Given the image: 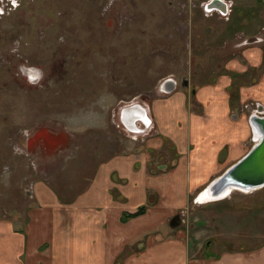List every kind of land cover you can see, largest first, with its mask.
Segmentation results:
<instances>
[{"label":"rangeland","instance_id":"rangeland-1","mask_svg":"<svg viewBox=\"0 0 264 264\" xmlns=\"http://www.w3.org/2000/svg\"><path fill=\"white\" fill-rule=\"evenodd\" d=\"M206 1L18 0L13 13L0 15V218L26 211L33 190L62 193L87 186L111 154L135 152L138 159L143 134L119 128V114L130 104L152 101L163 78L174 77L188 92L190 111L203 113L193 92L230 76L225 66L239 59L241 40L232 18L205 17ZM0 4V12L10 6L9 0ZM235 10L239 13V4ZM261 13L264 27V9ZM23 71L31 81L39 74L41 79L30 83ZM229 91L239 94V82ZM236 106V114L245 117L248 111ZM251 139L242 142L244 153ZM203 191L190 197L182 216L190 239L204 226L213 236L216 222L239 230L264 206L259 196L237 191L202 204ZM174 197L163 192L164 203ZM210 239L212 247L205 240L198 248L212 253L239 245Z\"/></svg>","mask_w":264,"mask_h":264},{"label":"crops","instance_id":"crops-1","mask_svg":"<svg viewBox=\"0 0 264 264\" xmlns=\"http://www.w3.org/2000/svg\"><path fill=\"white\" fill-rule=\"evenodd\" d=\"M235 4L239 13L235 10L232 19L238 28L234 35L241 36L239 59L225 66L230 76L223 74L195 89L192 98L203 113L190 111L188 92L179 86L170 94L158 90L152 101L141 106L140 123L133 122L139 132L142 120L148 123L140 157L135 152L107 156L87 186L62 193L33 190L29 195L34 201L26 211L15 218H0V264H264V206L239 230L238 225L225 228L216 222L213 236L204 226L196 228L190 239L185 219L180 227H171L176 215L189 212L191 196L249 152L244 153L242 142L255 135L249 114L238 116L236 104L240 111L255 102L264 111V27L260 24L264 0H236ZM220 24L219 28L227 27ZM236 82L239 94L229 91ZM163 192L175 197L164 203ZM245 195L259 196L264 202V187ZM141 207L146 208L143 214L127 218ZM212 237L239 245L212 253L198 248L205 240L212 247Z\"/></svg>","mask_w":264,"mask_h":264},{"label":"water","instance_id":"water-1","mask_svg":"<svg viewBox=\"0 0 264 264\" xmlns=\"http://www.w3.org/2000/svg\"><path fill=\"white\" fill-rule=\"evenodd\" d=\"M210 9L219 8L221 11H224V4L220 0H213L209 5ZM24 70V69H23ZM26 75L27 80L30 83H34L41 79V74L36 81H31L28 75ZM187 82H183V86H187ZM179 86L178 81L171 78L164 80L159 86V91L162 93L170 94L174 92ZM139 106L138 104L131 105V107ZM120 115V114H119ZM120 123L122 126L127 127L125 122L122 120V115L119 117ZM144 124H147V121L142 120ZM249 124L252 130L259 137L257 144L251 148V150L238 162L230 166L221 176L216 178L208 186L212 194L219 198L223 197L228 190L236 188L242 191H255L264 187V116H252L249 119ZM130 128V127H129ZM132 133H135L133 129L129 130ZM138 133V132H136ZM140 133V132H139ZM207 188V189H208ZM182 213L176 215L171 221L172 228H178L182 224Z\"/></svg>","mask_w":264,"mask_h":264},{"label":"built area","instance_id":"built-area-1","mask_svg":"<svg viewBox=\"0 0 264 264\" xmlns=\"http://www.w3.org/2000/svg\"><path fill=\"white\" fill-rule=\"evenodd\" d=\"M220 1L225 4L226 13H223L219 9H216V8L215 9H210L209 5L213 2V0H210V1L206 2V3H202V5H201V7H202V9L204 11V14H205L206 17H211V16L216 14V15H218V17L220 19H222L224 21H229L230 20V14L232 13L233 2L232 1H226V0H220ZM9 2H10V6L9 7H5L3 9V12H0V15H8V14L13 13L15 11L16 6L19 4L18 0H9ZM3 6H4L3 4H0V10L2 9ZM168 78H171V77H168ZM173 79H175V78H173ZM131 105H134V104H130L129 106H131ZM257 105L258 104L256 103L255 105L254 104H249V105L245 106L244 111L245 110L248 111L249 119L252 116H263L264 115V111H259L257 109V107H256ZM139 106L141 107V105H139ZM147 125H148V123L144 124L143 122L141 124H139V126H140L139 127V130H140L139 134H145L148 131ZM257 142H258L257 138L254 137L253 140H252L253 146L256 145Z\"/></svg>","mask_w":264,"mask_h":264},{"label":"bare ground","instance_id":"bare-ground-1","mask_svg":"<svg viewBox=\"0 0 264 264\" xmlns=\"http://www.w3.org/2000/svg\"><path fill=\"white\" fill-rule=\"evenodd\" d=\"M141 108H143V107H140V106H135V107H132V108H129V107H127V108H124L122 111H121V113H120V115H122V120L125 122V124L124 125H126V126H128V127H130L131 129H133L134 131H135V133L136 132H138L139 133V131L138 130H136V128H135V125H133V122H139L140 123V119L141 118H143L142 117V115H141ZM263 111V110H262ZM130 112H132L134 115H132V116H137L138 114H139V116H138V119H130L129 117H128V114L130 113ZM141 117V118H140ZM129 119H130V121H132V122H130L129 121ZM253 131V130H252ZM253 134L255 135V132L253 131ZM257 135H258V133H257ZM257 135H255V137L257 138ZM257 140H259V137L257 138ZM260 141V140H259ZM255 146V145H254ZM254 146H252V147H254ZM208 188V187H207ZM205 189V191H203L201 194H200V196L198 197V201H200L202 204H206V203H210V202H218V201H222V200H226V199H228L229 197H231L233 194H234V192L235 191H237V192H241V193H244V194H251L253 191L252 190H250V191H242V190H240V189H236V188H233V189H230V190H228V192L223 196V197H221V198H219V197H217V196H214L213 194H212V192H211V190H210V188H208V189ZM259 190V189H258Z\"/></svg>","mask_w":264,"mask_h":264},{"label":"flooded vegetation","instance_id":"flooded-vegetation-1","mask_svg":"<svg viewBox=\"0 0 264 264\" xmlns=\"http://www.w3.org/2000/svg\"><path fill=\"white\" fill-rule=\"evenodd\" d=\"M208 1H210V0H208ZM208 1H206V2H208ZM226 1H232L233 2V8H232V13L230 14V20H231V18H232V16H233V14H234V8H235V6H236V4H235V1L234 0H226ZM206 2H204V3H206ZM223 3V2H222ZM224 4V3H223ZM224 11H221L219 8H216V9H219L221 12H223V13H226V6H225V4H224ZM216 15V14H215ZM215 15H213V16H211V17H214ZM206 17V16H205ZM211 17H206V18H211ZM216 17H218V15H216ZM219 18V17H218ZM220 19V18H219ZM220 20H222V19H220ZM229 20V21H230ZM222 21H224V20H222ZM228 22V21H227ZM179 84V83H178ZM257 107V106H256ZM264 116V115H263ZM256 138V137H255ZM185 213H183L182 214V216L184 215ZM207 244H208V246H210V242H207ZM211 247V246H210Z\"/></svg>","mask_w":264,"mask_h":264},{"label":"trees","instance_id":"trees-1","mask_svg":"<svg viewBox=\"0 0 264 264\" xmlns=\"http://www.w3.org/2000/svg\"><path fill=\"white\" fill-rule=\"evenodd\" d=\"M145 209H146L145 207H141L136 213L127 215V218L143 214L145 212Z\"/></svg>","mask_w":264,"mask_h":264}]
</instances>
